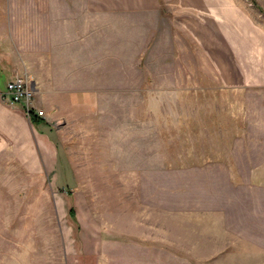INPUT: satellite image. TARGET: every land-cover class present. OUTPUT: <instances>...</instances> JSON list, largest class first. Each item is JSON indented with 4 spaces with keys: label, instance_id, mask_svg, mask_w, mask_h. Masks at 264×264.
<instances>
[{
    "label": "rangeland",
    "instance_id": "obj_1",
    "mask_svg": "<svg viewBox=\"0 0 264 264\" xmlns=\"http://www.w3.org/2000/svg\"><path fill=\"white\" fill-rule=\"evenodd\" d=\"M50 3L0 0V63L42 79L52 138L0 160V264H264V0H161L71 74L21 15Z\"/></svg>",
    "mask_w": 264,
    "mask_h": 264
},
{
    "label": "crops",
    "instance_id": "obj_2",
    "mask_svg": "<svg viewBox=\"0 0 264 264\" xmlns=\"http://www.w3.org/2000/svg\"><path fill=\"white\" fill-rule=\"evenodd\" d=\"M9 1V0H8ZM41 1V0H32ZM51 2L46 8H35L28 10L29 12L21 13V15H29L34 17H47L52 18V42L46 47L51 49L48 53L53 59L51 62L53 65L60 64L68 66V68H62V72L77 73L79 71L85 72L86 68L78 70L79 65H86V59L90 53L87 50L95 49L94 42L87 39V34L95 33L100 30L103 23L109 24H133L131 19L135 15L154 16L161 11V0H46ZM194 5L200 0H186ZM208 7L212 8L213 0H201ZM5 11V10H4ZM3 15H7L6 12H1ZM12 15V14H10ZM104 21V22H103ZM62 24L59 30L58 24ZM97 26V27H96ZM85 28V29H84ZM257 38V37H256ZM254 40L255 37H254ZM253 44L254 46L250 45ZM249 44V48H255L256 42ZM263 44V43H262ZM245 47V46H244ZM101 48V45L98 46ZM264 49V44L263 47ZM245 51V52H244ZM243 52L239 50L240 62L245 63L246 60V48ZM100 54V52H99ZM96 55V53H94ZM250 59V52L248 53ZM48 64V63H47ZM33 72V70H30ZM58 72V71H57ZM36 74V73H35ZM16 75L26 76L25 73L18 74V72L12 71L7 65L0 63V84L1 78L5 79L4 89L0 86V160H5L6 153L15 154L12 158L14 160H34L37 156L38 140L37 136L31 130L33 127L36 133L42 134L45 144L51 141V135L49 129H51L50 122L47 118H40L39 121L33 122L31 118L27 116L25 107L21 103H13L14 110L18 113L19 124L14 126L10 130V133L6 131L7 116H6V100L4 96L7 92V83ZM30 79V78H29ZM33 86L36 89V93L39 87H42V79L36 77L30 79ZM52 86V90H69L68 88H55ZM77 86L74 85L73 88ZM75 88V89H76ZM57 95H73V93L56 92ZM9 104V103H8ZM23 127H19V125ZM24 152L25 156H22ZM17 153V154H16Z\"/></svg>",
    "mask_w": 264,
    "mask_h": 264
},
{
    "label": "built area",
    "instance_id": "obj_3",
    "mask_svg": "<svg viewBox=\"0 0 264 264\" xmlns=\"http://www.w3.org/2000/svg\"><path fill=\"white\" fill-rule=\"evenodd\" d=\"M35 95L36 89L32 81L26 76L16 75L8 81L4 99L11 103L23 104L29 118H46L45 110L34 103Z\"/></svg>",
    "mask_w": 264,
    "mask_h": 264
},
{
    "label": "trees",
    "instance_id": "obj_4",
    "mask_svg": "<svg viewBox=\"0 0 264 264\" xmlns=\"http://www.w3.org/2000/svg\"><path fill=\"white\" fill-rule=\"evenodd\" d=\"M31 120H33V122H36V121H39L40 118H39V117H35V116L33 117V116H32V117H31Z\"/></svg>",
    "mask_w": 264,
    "mask_h": 264
}]
</instances>
